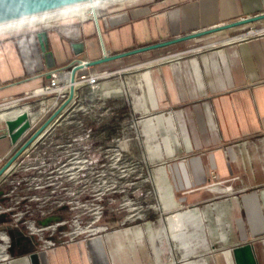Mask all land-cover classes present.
Segmentation results:
<instances>
[{
	"label": "crops",
	"instance_id": "obj_1",
	"mask_svg": "<svg viewBox=\"0 0 264 264\" xmlns=\"http://www.w3.org/2000/svg\"><path fill=\"white\" fill-rule=\"evenodd\" d=\"M119 5L96 20L66 18L0 38V100L8 101L0 105L6 112L0 113V128L25 111L32 126L45 122L57 110L52 99L40 103L35 116V106L10 100L46 86L54 70L76 59L97 60L108 50L123 53L264 13V0ZM253 25L259 28L251 32ZM38 30L48 35L53 69L45 65ZM246 35L251 37L238 40ZM76 43L84 45L80 56L72 49ZM125 63L141 97L142 110L135 108V114L141 121L148 117L143 121L155 142L158 133L165 135L151 148L162 201L158 220L43 253L35 252V241L21 230L0 221L10 243L0 264H235L232 249L248 244L256 264H264V21L91 67L78 76ZM112 83H102L104 97ZM68 109L50 125L66 120ZM160 113L169 117H150ZM9 152V140L0 139V159Z\"/></svg>",
	"mask_w": 264,
	"mask_h": 264
},
{
	"label": "built area",
	"instance_id": "obj_2",
	"mask_svg": "<svg viewBox=\"0 0 264 264\" xmlns=\"http://www.w3.org/2000/svg\"><path fill=\"white\" fill-rule=\"evenodd\" d=\"M249 37L251 35L238 40ZM112 54L108 50L101 57H110ZM86 62L76 59L69 63L68 68L54 70L45 87L26 94L23 100L42 98L38 103H43L45 97H52V108L59 107L68 99L72 84L74 95L69 105L75 102L81 93L79 91L85 87L91 93H97L102 81L110 77L106 71L87 72L78 76L79 72L91 68L84 67L71 83L70 68L73 65H85ZM17 101L13 103L18 104ZM61 125H48L0 176V221L12 229L21 230L27 238L35 241L36 253L82 243L105 229L99 227L98 223L108 211L106 203L113 200L107 198L103 191L106 189L109 192V188L113 190L117 186L111 184L107 188L106 185L92 184L90 180L94 178L96 166L104 160L102 164L109 171L125 172V166L118 162L131 153L123 145L125 139L118 136L110 139L106 148L97 147L92 130L85 122L69 123L67 132L61 130ZM30 130L22 138V143L37 129L32 126ZM93 146L97 149L93 150ZM86 186H90V189H86ZM126 198L123 199V207L136 203L142 196L135 193L131 195V200L128 195ZM135 215L139 218V212L134 214L132 211L125 220ZM9 246L7 236L0 232V255Z\"/></svg>",
	"mask_w": 264,
	"mask_h": 264
},
{
	"label": "rangeland",
	"instance_id": "obj_3",
	"mask_svg": "<svg viewBox=\"0 0 264 264\" xmlns=\"http://www.w3.org/2000/svg\"><path fill=\"white\" fill-rule=\"evenodd\" d=\"M73 1L75 0H37L34 3H30L26 2L25 0H21L20 3L22 4H18L20 5L18 6L20 8L14 7L15 3L12 2V0H8L7 2H12L11 5L14 12H16V10H18L17 12H20L19 10L31 11L44 9L46 7H51L54 5L66 4L67 2L73 3ZM138 1L139 0H134V2H132L128 0L125 2L135 3ZM168 1L177 4L179 2H182L183 0ZM125 2L119 4H125ZM119 4L111 5L108 8L99 10L98 15L99 13H102L104 11H109L110 9L117 8L118 6H120ZM12 10H9L8 12H12ZM88 16L94 19L91 10L87 11L85 18H87ZM68 18L82 21V19L80 20L74 17ZM36 28H26L21 32L16 31L13 33H23V31ZM258 28L259 26L253 25L250 31H256ZM0 38L2 37L0 36ZM128 68L129 63H125L123 66H120L118 68L113 67L111 70L109 69L106 71L110 74V77L107 80H103L102 83L114 81V83L109 85V89L112 91L109 96H106L104 98V95L101 91L102 88L99 89L97 93H91L85 87L82 91H79L81 93L78 94V98L75 100V102L72 105H68L67 107H65L66 109L63 110L66 111L69 108L68 113H66L65 115V118L67 119L61 123V126L63 127L61 128V130L66 132L69 131V129L67 128L69 123L85 122L86 125H88V127L92 130V137L94 138L97 147L103 146L106 148L110 143L109 140L114 138V136H118L119 138L125 139L123 145L126 149H128V151H131V153L121 159V162H118L119 165L125 166V172L121 173L118 170L109 171L107 166L105 164H102L104 163V160L96 166L97 169L95 171L94 178L93 180H90V182L92 181V184L95 183L98 186L106 185L107 188H109L108 186H110L111 184L117 186L113 190L109 188V192H106V189L105 191H103L105 195H107L106 197L112 199L113 201H111L110 203L107 202V205H105L108 211L105 217L98 223L99 227L102 226L105 227V229L97 236L114 233L116 232V230L125 228L131 229L134 227H138L140 226V223H145L148 221L155 222L158 220L156 218V214L159 212V210H161L160 205L162 201L160 198V194H158L159 189L156 185V179L154 175L156 166L153 165V163H155V158H157V155L155 153H151V148L156 143H161L165 135L163 132L158 133L157 140L155 142V140L152 139V136L147 132L143 121L148 117H145L141 121V118L138 117L137 114H135V108L140 111L142 110V106L140 103L141 97L137 89L138 84L134 80V77L128 76L129 74H127L128 72H126ZM115 72L123 73L117 74ZM23 98L24 97H21L10 101L14 102L18 100V104L29 103V106L33 105L36 109H38L32 112L33 115L35 116L37 113H39L40 109L38 105L40 103H38V101L42 98L25 100H23ZM49 99H52V97H45L43 99V102ZM6 102L8 101L0 100V105H4ZM8 107L9 106H5L4 108ZM56 109H58V107H56ZM46 111L47 114L51 112L49 108H46ZM2 112L6 114L5 111L0 110V113ZM44 114H46L45 111ZM30 115L31 113L29 114V116ZM158 115H161L162 117H169V114L167 113H160L150 117H157ZM34 116H32V118H35ZM36 118L38 117L36 116ZM33 122L37 121L34 120ZM71 125L73 126L75 124ZM142 126L144 128H142ZM33 127L34 129H38L40 126ZM25 135L27 136L28 133H26ZM92 149L96 150L97 148L93 146ZM11 155L12 154H10L9 152V156L4 159H0L3 160L2 162H0V166H2L5 163V159L10 158ZM90 186H86V189H90ZM126 192L128 195V199L130 200L131 195L135 193H139L142 198L139 199V201H137L136 203L130 204L127 207H123V199H127ZM127 202L128 200L126 201V203ZM132 211L134 212V214H138L139 212V218H136L137 215H135L134 218L125 220V218H127V216L130 215V212ZM35 248H37V244H35ZM122 251L123 250H121V252Z\"/></svg>",
	"mask_w": 264,
	"mask_h": 264
},
{
	"label": "water",
	"instance_id": "obj_4",
	"mask_svg": "<svg viewBox=\"0 0 264 264\" xmlns=\"http://www.w3.org/2000/svg\"><path fill=\"white\" fill-rule=\"evenodd\" d=\"M7 1L0 0V20L8 19L10 17L22 16L27 13L37 12V11H41L45 9H50L51 7H55V6H60V5H54L51 7H46L44 9H37V10H31V11L19 10L20 12H17L18 10H16V12H14L12 10L11 3L14 2L15 3L14 7L20 8L18 7L20 6L18 4H22L20 3L21 0H15V1L12 0L11 3ZM25 1L34 3L37 0H25ZM38 1H44V0H38ZM45 1H48V0H45ZM76 1H79V0H75L73 2H76ZM67 3H71V2H67ZM61 5H66V4H61ZM9 10H12V12H8ZM263 20H264V13H261V14H257V16H254V17H247L239 21L230 22L227 25L213 27V29H210V30L199 31V33L184 35V37L171 39L170 41L159 42V43H155L153 45H148V46H142L138 49H134V50L126 51L123 53H118V54H112L110 57H100V58H97V60L86 62L85 65H73L70 68L71 83L74 82L75 80L74 77L77 74V72L82 71L84 67H97L98 65L112 63V61L122 60V59H126L127 57L141 55V53L153 52L158 49L170 47V45L183 43L184 41H188V40L198 39L199 37L211 35L219 31H228V29L241 27L242 25L257 23ZM35 36L37 37L40 50L43 53L46 67L48 69H53V67H55L54 58H53L52 52L49 50V38H48L47 33L43 30H38ZM83 47H84L83 43L73 44L72 49L74 50V54L76 56L82 55V53L84 52ZM73 89L74 87L72 84L69 89L68 99L61 106H59L58 109L55 110L54 113L45 122H43L34 133L28 136L24 143H22V140H23L22 138L25 137V134L28 133L32 127L29 114L27 112L18 114L15 117L4 120L2 122L3 126L0 128V139L9 140V144L11 147L10 154L12 155L2 166H0V176L8 169L11 163L18 156L22 154V152L26 149V147L30 143H32L40 135V133L48 125H50L51 122L64 109H66L65 107L69 105L71 99L73 98V95H74ZM232 254L235 260V264H256L255 259H254L253 250L250 244L235 246L232 249Z\"/></svg>",
	"mask_w": 264,
	"mask_h": 264
},
{
	"label": "bare ground",
	"instance_id": "obj_5",
	"mask_svg": "<svg viewBox=\"0 0 264 264\" xmlns=\"http://www.w3.org/2000/svg\"><path fill=\"white\" fill-rule=\"evenodd\" d=\"M125 1L128 0H79L73 3H66V5L51 7V9L10 17L0 20V36L3 37L16 31L21 32L23 29L30 27L36 28L38 25L64 20L68 17L80 20L85 19L88 10L92 11L93 17L96 20L99 10ZM129 1L134 2V0Z\"/></svg>",
	"mask_w": 264,
	"mask_h": 264
},
{
	"label": "flooded vegetation",
	"instance_id": "obj_6",
	"mask_svg": "<svg viewBox=\"0 0 264 264\" xmlns=\"http://www.w3.org/2000/svg\"><path fill=\"white\" fill-rule=\"evenodd\" d=\"M12 164V163H11Z\"/></svg>",
	"mask_w": 264,
	"mask_h": 264
}]
</instances>
